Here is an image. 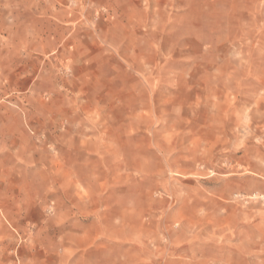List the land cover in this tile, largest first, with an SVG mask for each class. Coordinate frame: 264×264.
Masks as SVG:
<instances>
[{"label":"rangeland","instance_id":"rangeland-1","mask_svg":"<svg viewBox=\"0 0 264 264\" xmlns=\"http://www.w3.org/2000/svg\"><path fill=\"white\" fill-rule=\"evenodd\" d=\"M174 3L148 48L0 0V264H264V0Z\"/></svg>","mask_w":264,"mask_h":264},{"label":"crops","instance_id":"crops-1","mask_svg":"<svg viewBox=\"0 0 264 264\" xmlns=\"http://www.w3.org/2000/svg\"><path fill=\"white\" fill-rule=\"evenodd\" d=\"M106 8L111 14V22L106 23L105 39L111 40L115 37H120L122 42L126 45L136 46H160L175 43L172 38V30L175 28L172 24L171 14L177 11L178 7L173 0H106ZM180 8V7H179ZM92 9H88L91 11ZM182 11V10H181ZM116 21L121 22L120 30L115 26ZM162 30L167 31L165 35ZM171 39H173L171 43ZM191 41V39H189ZM188 41V43H191ZM161 53L153 52H138L135 58L138 60L158 61L161 60ZM175 56L173 53L169 54ZM168 58V57H167ZM155 64L150 71L153 77L149 75L145 77L143 74L138 76V83L142 86L143 91L147 95H152L153 100L156 99L155 88L157 82L155 81ZM107 93V90H106ZM233 258L229 261L221 262L220 264H240V246L232 248ZM205 259L200 263L194 264H207ZM193 264V262L191 263Z\"/></svg>","mask_w":264,"mask_h":264}]
</instances>
